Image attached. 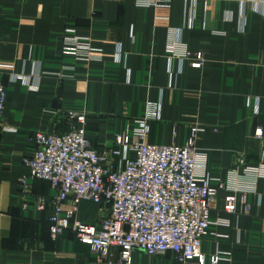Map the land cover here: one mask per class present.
Returning a JSON list of instances; mask_svg holds the SVG:
<instances>
[{
	"label": "crops",
	"instance_id": "0c3cea01",
	"mask_svg": "<svg viewBox=\"0 0 264 264\" xmlns=\"http://www.w3.org/2000/svg\"><path fill=\"white\" fill-rule=\"evenodd\" d=\"M165 5L0 0V80L6 88L0 117V264H120L117 253L111 260L99 258L69 230L50 236L55 190L30 178L23 165L34 150L30 135L67 132L70 111L85 115L86 137L104 152L152 109L158 115H148L146 143L182 146L192 127L201 128L194 145L206 154L213 185L226 181L235 166L242 174L245 167L264 165V0ZM173 30L191 59L169 61L166 45ZM64 39L89 43L101 51L99 58L79 63L63 55ZM197 52L204 56L198 69L190 66ZM242 181L252 185L245 194L248 214L225 212L224 191L217 192L209 212L210 235L201 249L205 255L227 253L220 264H264V172ZM105 214L83 201L78 218L95 224ZM130 264L178 263L171 253L133 250Z\"/></svg>",
	"mask_w": 264,
	"mask_h": 264
},
{
	"label": "built area",
	"instance_id": "2783aa9c",
	"mask_svg": "<svg viewBox=\"0 0 264 264\" xmlns=\"http://www.w3.org/2000/svg\"><path fill=\"white\" fill-rule=\"evenodd\" d=\"M137 1L156 8H165L169 2ZM166 46L169 61L191 59L177 31L169 33ZM100 52L76 39L62 41V54L79 63L97 60ZM193 56L190 66L202 67L203 54ZM119 57L117 52V60ZM18 78L22 79L21 75ZM5 101L6 88L0 80V117ZM257 104L254 98V106ZM148 115L157 117V109L148 110L145 118L137 120L131 133L116 135L107 152L91 146L86 117L76 111L67 115L72 123L67 132L30 135L34 150L23 158V165L30 178L47 181L55 190L47 218L49 234L55 239L69 230L99 258L111 260L117 253L120 264L131 263L133 250L150 256L171 253L178 264H220L227 253L217 249L205 255L201 249L202 241L210 235L209 212L214 198L218 191H224L225 212L248 214L245 194L252 185H244L242 179L253 181L264 172V165L245 167L242 174L235 166L228 171L226 181L213 185L206 172V154L194 145L202 129L192 127L182 146L149 144L145 142ZM254 136H262L261 128L254 130ZM83 201L106 214L95 224L82 222L78 214ZM38 208H43L42 200Z\"/></svg>",
	"mask_w": 264,
	"mask_h": 264
}]
</instances>
